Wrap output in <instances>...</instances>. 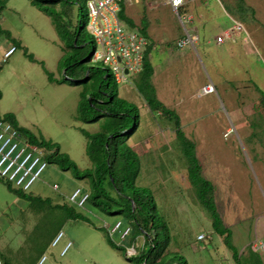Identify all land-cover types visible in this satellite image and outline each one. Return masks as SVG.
<instances>
[{"label":"rangeland","instance_id":"374dc122","mask_svg":"<svg viewBox=\"0 0 264 264\" xmlns=\"http://www.w3.org/2000/svg\"><path fill=\"white\" fill-rule=\"evenodd\" d=\"M86 2L80 0L83 11L79 15L83 45L90 56L96 48L88 30ZM187 7L180 19L170 7L153 11L143 0H131L126 15L138 26L144 18L148 21L157 96L180 116L182 130L196 143L203 175L216 189L219 213L232 231L233 245L245 258L253 242L264 236V0H188ZM185 14H192L194 23L186 22ZM69 17L76 25V8L70 10ZM194 25L199 36L195 47L178 48L186 29ZM0 26L12 34L10 38L0 36V114H15L22 127L59 144L62 153L79 168H92L82 130L98 133L107 120L85 123L77 118L81 93L91 89L92 83L56 84L46 73L58 80L65 78L60 61L69 55L70 42L58 35L52 19L29 0H9L0 15ZM226 32L234 38L217 45L219 33ZM13 46L17 51L5 60V53ZM97 51L102 52L99 47ZM93 66L106 78L110 93L117 91L121 99L140 109L139 125L128 144L140 158L136 184L151 190L154 213L168 224V261L236 264L233 252L214 232L209 213L190 185L174 123L153 113L137 91L139 73L118 85L102 63ZM208 85L214 86V93L205 94ZM55 185L59 189L55 190ZM78 189L89 192L88 181L77 180L71 172L49 164L26 192L33 198L50 200V204L37 206L11 193L0 178L1 258L10 264H38L43 256L48 257L45 264H133L107 243L109 235L126 252L133 245L136 255L145 248V236L136 237V225L127 215H109L89 202L84 208L75 206L90 224L55 209L56 204L73 205L69 199ZM118 222H122L121 231L111 234ZM129 226L132 233L122 240L121 234ZM61 233L60 242L52 246ZM200 235L206 239L198 241Z\"/></svg>","mask_w":264,"mask_h":264},{"label":"trees","instance_id":"16d2710c","mask_svg":"<svg viewBox=\"0 0 264 264\" xmlns=\"http://www.w3.org/2000/svg\"><path fill=\"white\" fill-rule=\"evenodd\" d=\"M8 1L0 0V14L5 10ZM29 1L33 7L50 17L58 35L70 42V46H67L70 50L69 55H65L60 61V67L64 70L65 78L55 79L45 69L49 81L56 84L68 83L77 86L92 83L91 89H85L81 93L77 118L85 123H97L103 118L107 119L102 130L98 133L93 134L82 130L83 135L88 140L87 155L93 162V167L85 170L79 168L68 154L62 153L59 144L22 127L15 114L7 113L4 115V119L10 122L29 142L48 150L49 154L46 156V160L49 164L57 165L64 172H71L77 180L88 181L91 194L88 202L109 215H127L136 225V237L138 235L145 236V248L149 245L148 250L144 248L140 254L129 258L125 249L116 244L108 235L107 243L111 248L123 252L126 259L133 264H174V260L168 261L167 259L171 237L166 219L158 215L156 211L154 213L156 207L151 190L140 188L136 184L140 172V158L138 153L128 144V140L130 134H133L139 125V107L121 99L117 91L110 93L108 91L109 84L104 75L90 64L91 55L89 56L82 40L83 26L79 13L83 10L82 7L80 8V0ZM72 8L77 9L78 21L76 20V25H73L69 17ZM87 16L88 13L86 19ZM121 17L130 26H136L135 22L126 15L124 4L122 5ZM141 28L143 33L147 35L148 21L146 18L141 21ZM0 36L10 38L11 32L0 26ZM18 47L21 45L19 44ZM151 52L152 45L147 51L143 70L139 73L135 83L137 91L153 113H160L174 123L176 138L188 164L187 176L190 185L194 188L200 205L209 213L214 232L223 238L226 247L233 252V259L236 264H263L258 254L250 250L249 255L244 258L233 245L232 231L224 224L216 205L215 186L203 175L196 143L189 139L182 130L180 116L166 107L157 96L153 84L154 67L150 60ZM25 54L31 61H35L27 51ZM43 67L45 68L44 65ZM117 86L116 84L115 90H117ZM2 97L3 94L0 90V101ZM262 102L264 104V94ZM3 182L11 193L25 201H30L33 205L50 204L49 199L33 198L22 190L16 189L11 183L5 180ZM53 206L55 209L65 210L72 220L91 224L90 219L83 213H78L73 205L56 204ZM99 230L103 231L102 228ZM3 261L10 264L8 261Z\"/></svg>","mask_w":264,"mask_h":264},{"label":"built area","instance_id":"2783aa9c","mask_svg":"<svg viewBox=\"0 0 264 264\" xmlns=\"http://www.w3.org/2000/svg\"><path fill=\"white\" fill-rule=\"evenodd\" d=\"M147 6L153 10L161 6L170 7L175 14L182 19L187 4L186 0H143ZM131 0H87L86 9L89 17L88 30L94 39L95 50L90 56V64L102 63L104 68H108L114 75L116 83L122 84L127 81L131 75L140 73L143 70L144 60L151 41L137 25L130 26L121 17L122 5L125 6ZM186 22H193L191 15H184ZM242 30V27H238ZM226 32L219 34L216 44L220 45L226 38L233 39V36ZM199 37L191 30L186 29L184 37L177 43L178 48L186 46L195 47ZM101 49V53L97 48ZM17 47H11L4 55V59H9ZM102 61V62H101ZM127 72V73H126ZM129 76V77H128ZM205 94L215 92L212 85L204 89ZM48 150L32 144L25 138L10 122L4 119L0 114V178L11 183L16 189L28 192L36 181H38L49 163L46 156ZM59 189L58 185L53 187ZM90 191L84 193L81 189L76 190L70 197V202L77 208H84L89 201ZM122 222H118L112 229L111 234L120 232ZM132 233L129 226L122 232V240H125ZM63 234H58L52 243L56 246ZM204 235L198 237V241L205 240ZM71 244H68L62 252L65 255ZM251 249L259 254L264 264V236L253 242ZM137 254L136 248L128 249L126 255L130 258ZM47 256H43L38 264H45ZM0 264H6L0 258Z\"/></svg>","mask_w":264,"mask_h":264},{"label":"crops","instance_id":"0c3cea01","mask_svg":"<svg viewBox=\"0 0 264 264\" xmlns=\"http://www.w3.org/2000/svg\"><path fill=\"white\" fill-rule=\"evenodd\" d=\"M194 1H196V0H194ZM144 2V1H143ZM186 2H187V4H186V6H185V9H184V11L186 10V12H187V9L189 8V7H187V5H188V0H186ZM191 4H193V2L191 3ZM190 4V5H191ZM164 7H168V6H164ZM187 7V8H186ZM154 11V10H153ZM1 15V14H0ZM189 15H191L192 17H193V19H194V16L192 15V14H189ZM200 16V18H202V15L200 14L199 15ZM192 23H194V20H193V22ZM192 23H190V24H192ZM136 24V23H135ZM137 26V25H136ZM140 28H141V25L139 26ZM142 29V28H141ZM191 30L196 34V35H198L197 34V31H198V28L194 25V26H192V28H191ZM148 31V30H147ZM219 34H224V33H219ZM12 35V34H11ZM232 36H233V34H232ZM231 36V37H232ZM199 37V36H198ZM233 38H234V36H233ZM25 48V47H24ZM10 49V48H9ZM26 49V48H25ZM150 60H151V55H150ZM152 62V61H151ZM153 67H154V65H153ZM155 67H154V76H155ZM153 79H154V77H153ZM118 245H120V244H118Z\"/></svg>","mask_w":264,"mask_h":264},{"label":"water","instance_id":"95a60500","mask_svg":"<svg viewBox=\"0 0 264 264\" xmlns=\"http://www.w3.org/2000/svg\"><path fill=\"white\" fill-rule=\"evenodd\" d=\"M90 59V58H89ZM127 73V72H126ZM69 79V78H68ZM72 81H76V80H74V79H71ZM145 264V263H144Z\"/></svg>","mask_w":264,"mask_h":264},{"label":"clouds","instance_id":"9594fccd","mask_svg":"<svg viewBox=\"0 0 264 264\" xmlns=\"http://www.w3.org/2000/svg\"><path fill=\"white\" fill-rule=\"evenodd\" d=\"M184 12H186V11H184ZM243 30V29H242ZM18 49V48H17ZM128 257V256H127Z\"/></svg>","mask_w":264,"mask_h":264}]
</instances>
